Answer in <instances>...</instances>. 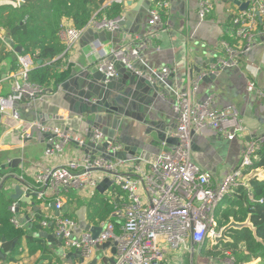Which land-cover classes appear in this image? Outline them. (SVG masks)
I'll use <instances>...</instances> for the list:
<instances>
[{"label":"built area","instance_id":"built-area-1","mask_svg":"<svg viewBox=\"0 0 264 264\" xmlns=\"http://www.w3.org/2000/svg\"><path fill=\"white\" fill-rule=\"evenodd\" d=\"M123 0H114L121 4ZM228 0H200L197 15L201 21L207 19L212 13L215 3H223ZM247 3L245 11H239L235 6L234 12L229 16L232 19L233 29L230 35L239 41L238 45L231 46L222 41L220 48L226 55L218 59L217 64L222 68L234 67L239 64L242 54L248 51L255 40L261 34L264 35V0H238ZM171 0H164L149 10L150 27H161L160 11L169 9ZM229 4V3H226ZM231 5V4H229ZM120 18L113 20L90 21L88 30L95 33L101 31L113 32L119 29ZM261 26V31L257 30ZM86 29L75 30L65 27L60 32V38L65 50L69 51L76 45ZM98 54L103 51L101 44L95 43ZM101 56L97 69L106 79L117 77L116 68L109 57H113L125 68L131 70L139 77L153 82L169 80L171 70L162 68L145 72L133 68V60L139 58V49L135 47L117 48L105 50ZM18 70L13 75L12 93L6 98H0V113L11 110L10 118L20 121L16 110H13L14 102L28 99L30 104L44 99L46 91L28 82V74L36 66L29 55L23 52L17 57ZM215 67V66H214ZM210 73H215L211 69ZM199 75L198 79H202ZM198 79L193 82H198ZM198 83L191 89L176 90L171 88L173 96L172 111L176 117V127L171 137L176 140V145L168 146L162 143L163 149L157 155L155 162H146L139 159L131 161L135 166L133 172L127 175L118 173V169L128 161L105 160L101 156H85L80 159L70 160L64 165L53 167L39 174L34 179V185H21L24 193H35L36 198L46 195L56 197L53 202L56 211H61L63 203L58 196L59 191L70 189L87 190L90 197L96 192L97 184L108 177L112 186L119 187L126 194L128 203L123 211H116L113 216L123 220L119 234H115V226L111 222L101 224L103 231L97 239L93 240L88 234H77L75 228L77 222L59 217L45 218L41 223L43 228L53 226L54 236L62 237V249L64 251L79 250L85 263L92 261L93 250L96 245H102L108 241L115 243V255L113 264H161L167 250L173 252H190L189 264H236L230 253H225V258H203L200 251L214 249L215 240L220 236L221 229L217 228L216 211L220 204L231 196L233 190L242 185L248 186L245 180L246 169L253 166L255 159L264 144V134L256 136L244 146L241 152L240 165L237 169L227 174L217 182L212 175L201 170L191 158V138L193 134H199L203 129L209 128L227 141L235 140L244 135L245 127L238 112L233 107L224 109L213 108V99L208 98L203 102L192 101L193 93L197 90ZM247 92L255 93L264 98L252 81L247 82ZM36 130L39 134H52L56 140L44 151L46 157L61 153L63 146L74 142L78 148H85L87 142L78 137H70L57 127L46 126L38 120L26 122L20 128V140L26 143L31 140V132ZM93 145H101L106 141L105 135L95 129L88 140ZM122 146L117 143H109L106 154H114ZM244 172V173H243ZM5 176L0 177V183ZM22 182V180H19ZM20 184V183H19ZM111 186V187H112ZM13 192V189H12ZM12 194V193H11ZM6 196V194H5ZM10 196V195H9ZM18 201L10 207V212L18 213ZM260 203H262L260 201ZM13 219L16 227H21L20 219ZM79 264V263H78ZM109 264V263H104Z\"/></svg>","mask_w":264,"mask_h":264},{"label":"crops","instance_id":"crops-1","mask_svg":"<svg viewBox=\"0 0 264 264\" xmlns=\"http://www.w3.org/2000/svg\"><path fill=\"white\" fill-rule=\"evenodd\" d=\"M178 1V3L176 0L175 2L173 1V3L170 2L169 9L161 12L162 26L159 28H152L149 26L148 21L149 10L153 6L151 5L153 0H123L122 3L119 4L123 7V15L130 11L134 13L138 8L143 7V11L141 12V14H143V21H141L140 24H136L134 21L132 22L134 25L131 24L132 33L126 32L112 35V39L116 40L115 43L111 42L110 37L107 40L103 39L99 41L97 34L93 30H87L73 48L69 51H64L58 57L61 62L57 72L59 75L62 74L65 78L67 77L65 79L67 80L68 77H72L77 71L84 70L86 66H95L97 68L101 56H104L106 53V49H128L130 47H135L139 49V58L133 60L132 63L137 66L138 71L145 72L148 70L168 68L171 70L169 76L170 86L180 91L191 89L195 83H198L197 90L193 93L192 101L194 103L203 102L208 98H212L214 102L212 107L215 109L233 107L237 112L242 108L246 112L249 109V104L248 101L244 100V96L246 93L249 97L254 94L256 98L252 110L258 118L255 117L250 119L246 116L239 115L245 127L244 135L235 140L228 141H235L240 147L238 162L240 161L242 149L250 139L264 134V98L259 97L255 93L247 92V82L250 80L255 84L256 89L264 94V35L261 34L255 38L250 49L239 58V64L237 66L223 69L215 79L200 80L195 72L193 76L190 77L187 74L188 64L192 63L193 65L201 66L204 65L205 61L209 58H215L217 61L220 58L226 57L220 48V43L225 39L231 40V35L228 32V23L229 16L234 12V8L229 4L215 3L210 16L204 21H201L197 15V8L200 0ZM112 3H114V0H106L104 7ZM4 5L13 4L8 1H0V6ZM103 19H105V17L101 15L99 19L95 18L93 20L99 21ZM6 38L5 32L0 30V41L4 43V45L0 44V55L5 56L0 62V98H6L12 93L14 84L12 77L16 73V70H18V62L16 61L14 66L11 60L14 48H11L5 42ZM95 43H99L103 46L101 54L95 51L94 47L97 46ZM16 46L17 45L14 44V47ZM58 58H56V60ZM197 79L198 82L193 84ZM66 94V89L60 90L57 86L53 85L49 87L43 100L30 104L28 99H25V102L21 101L13 105L12 109L17 111L20 118L18 122L10 118L11 110H6V113H0V166H5V168L2 169L5 171L4 176L6 177L4 178L5 184L2 186V190L7 198L11 195L12 189L19 185L18 180L20 179L28 185H34L35 177L48 169L64 165L70 160L80 159L85 156L98 157L96 151L78 148L72 141L63 146L61 153H54V155L46 157L44 151L56 139H43L41 141L39 139V133L33 135L31 140L26 143L21 142L20 128L22 124L36 120L46 126L57 127L65 134L64 128L70 123L72 127L67 132V135L72 138L78 137L87 142L86 135L88 134V128L87 126L80 129L75 127L77 120L66 110L67 104L64 101V97L67 96ZM173 100L171 92L170 96L168 95L165 100H159L161 119L170 125L172 129V132L168 133L169 137L176 127V117L172 111ZM260 120L263 121L261 122ZM75 129L78 130L75 131ZM151 129V132L154 133L155 128L153 127ZM94 130L95 129L92 131ZM127 132L128 131L125 133L118 131L114 138L117 140L119 137H122L126 144L132 146L137 142H135L134 138ZM153 136L154 135L151 134L149 137L151 138ZM220 140L225 139L209 128L203 129L199 134H193L191 138L192 161L198 165L201 170L209 172L217 182L221 181L237 166V162L230 165V159L227 153L214 145L215 142ZM149 141L147 135H142L140 140H138L139 143L142 142L143 145L147 147L148 154L158 155L163 147L161 145L160 147H149L147 146ZM14 162L15 166L12 165ZM133 166H135L134 163L126 162L118 169V173L127 175L133 172L131 177H134L135 172L132 168ZM246 175L245 180L248 182L254 178L262 180L264 178V171L252 170ZM1 185L2 183H0V186ZM117 189L122 195V198H127L126 194L122 192L119 187H117ZM70 190L79 192L77 200H81L87 205L95 196L92 195V197H90L91 195H89L87 190ZM110 190L111 187L105 193L108 198ZM96 193L98 192L96 191ZM68 195H70L69 190L65 191L61 189L58 193L63 207L67 205V213L74 217V211L80 206L69 204L71 198L68 197ZM44 198L45 199H32L33 205L39 208L37 212L44 218L56 217L55 211L48 208V205L53 203L56 197L53 195H46ZM46 200L47 202H45ZM121 205H123V203ZM26 208L28 214H31V211L34 212L31 205H28V207L26 206ZM86 208L87 216L89 209L87 206ZM123 209L124 207L119 211H123ZM20 215L23 216V214ZM22 216L19 218L21 227L22 225H27L33 218V216H30V219L28 218L26 220ZM112 218L115 224V234H119L123 220L117 217L115 218L114 216H112ZM88 220L87 216V221ZM90 222L89 224L92 225ZM46 233L52 234L53 228H48ZM51 248L54 252L56 251L55 247ZM21 249L23 251L19 257V264L43 263V261L38 262L40 253L29 256L25 249L24 241L22 242ZM65 253H67V251H65ZM55 255L58 258L53 260V264L79 263L77 258L64 259L63 257H59L56 253ZM182 255L183 253L181 252L177 253V251L173 252L167 250L161 264H181L179 257ZM92 257V260L100 257L106 261V259L112 258V255L109 250H93ZM102 262L104 261H100L99 264H104ZM0 264H2L1 261Z\"/></svg>","mask_w":264,"mask_h":264},{"label":"trees","instance_id":"trees-1","mask_svg":"<svg viewBox=\"0 0 264 264\" xmlns=\"http://www.w3.org/2000/svg\"><path fill=\"white\" fill-rule=\"evenodd\" d=\"M0 1L13 4L0 6V30L5 32L15 45L21 47L23 54L29 55L35 64L41 61V65H36L29 72L28 82L46 92L49 87L57 86L67 78L57 72L61 62L58 57L64 52V44L60 38L61 30L65 27L88 30L90 21L99 19L101 15H104L107 20L123 15L122 5L112 3L104 7L106 0H23L22 5L18 4L20 0ZM163 1L153 0L151 5L156 6ZM232 19L233 17L228 23L229 33L233 29ZM257 30L261 31V26L257 25ZM230 38L231 40L223 41L231 46L239 44L237 39ZM0 44L4 45L1 41ZM4 57L0 55V62ZM15 63L12 64L15 66ZM252 170L264 171V144L253 166L243 173L246 174ZM4 175L5 171L0 167V177ZM4 184L5 182L2 186ZM109 193L108 198L106 194L99 195L95 192V196L88 205L81 200L78 201L80 207L85 205L88 207V221H91L90 223L94 226H100L105 222L114 224L113 214L128 203L127 198H122L117 187L112 186ZM13 203L14 201L7 198L0 188V249L2 253L7 254L6 263H20L19 257L23 251L21 245L24 241L29 256L40 253L38 262L53 264V260L58 257L46 240L38 236L39 233L47 232V229L53 226L43 228L41 223L45 221V218L39 212L31 211V214H28L26 208L28 205L25 203L17 202L19 210L13 215L10 212ZM16 216L18 218L22 216L24 219H30V216L33 218L27 225L16 227L12 223L13 219H17ZM60 218L76 221L75 217L69 213H62ZM215 219L218 229H223L230 222L243 224L248 221L253 231L248 228L230 229L225 235L227 242L217 243L214 249L201 250V257L223 259L225 253H230L236 264H248L254 260H260L259 264H264V178L262 180L254 178L248 182V186L236 187L231 196L225 198L223 204L217 209ZM53 234L54 229L51 235Z\"/></svg>","mask_w":264,"mask_h":264},{"label":"water","instance_id":"water-1","mask_svg":"<svg viewBox=\"0 0 264 264\" xmlns=\"http://www.w3.org/2000/svg\"><path fill=\"white\" fill-rule=\"evenodd\" d=\"M175 0H171L173 3ZM177 3L179 2L176 0ZM224 4L229 3L239 9V11H245L248 7L247 3H241L238 0H228L224 1ZM23 4V0L19 1V5ZM179 5V4H178ZM142 8H138L134 13L133 11L125 13V15L120 16V22L118 23L119 29L113 32L101 31L96 33L99 41L103 39H108L112 43L116 40L112 39V35L121 33H132L131 24L134 21L136 24H140L143 21L141 12ZM133 25V24H132ZM134 26V25H133ZM5 42L14 48V53L12 55V62L17 61L18 55L22 53V49L19 46L14 47V43L9 37L6 38ZM221 59V58H220ZM109 60L113 61L116 68L117 77L114 79H106L105 76L95 67L86 66L84 70H79L72 77H68L67 80H63L59 85H57L60 90H67V96L64 97V101L67 104V112L76 119V128H84L87 126L88 134L86 135L87 143L84 146L86 150H94L98 153L97 156H101L105 160H120V161H134L139 159L146 162H155L157 160V155H150L147 152V147L143 143H139L138 140L142 135H147L150 140L149 147H160L162 143L168 146L176 145V140L173 137H169L168 133L172 132L170 125L161 119V108L159 105V100L170 96L171 86L169 80L164 83L153 81L150 82L143 77H139L134 74L131 70L125 68L121 63L117 62L113 57H109ZM218 61L215 58H209L205 61L204 65L198 66L188 64L187 74L192 77L194 72L199 75H204L202 80L215 79L224 68L216 65ZM37 65H41V61L37 62ZM215 66V67H214ZM133 68L137 69L136 65ZM215 69V73L211 74L210 70ZM25 97L21 101L25 102ZM19 101V102H21ZM14 102L13 105L19 103ZM167 102V101H165ZM70 123L64 128L67 133L71 129ZM155 128V132H151V128ZM97 129L101 131L106 138V141L101 145H93L88 140L92 136V130ZM78 129H75V131ZM118 131L129 133L134 141L137 142L132 146L126 144V142L119 137L116 140L114 136ZM153 134V137H149ZM56 136L52 134H39V139L53 140ZM120 142V143H118ZM109 143H117L122 145V147L116 151L114 154H106V148ZM149 150V149H148ZM10 165V164H9ZM8 165V166H9ZM15 166V162L12 163ZM4 169L5 166H0ZM19 185L13 188L12 194L9 199L12 201H18L20 203H25L31 205L34 212L39 210L38 207L33 205L32 199L36 198L35 193H24L21 185H25L23 182L18 180ZM112 186V181L105 177L102 179L96 187V191L100 195H104L108 189ZM2 188V185L0 186ZM48 208L55 211L56 217H59L62 213H67L68 206L64 205L61 211L55 210L54 203H50ZM19 209L17 208V211ZM87 208L86 206H81L74 211V217L77 221V227L75 232L77 234H88L93 240L97 239L102 233L103 229L101 226H94L89 224L86 216ZM26 220L28 218H25ZM243 228H248L253 231L252 226L249 222L243 224H238L230 222L226 227L221 229L220 236L216 238L215 243L227 242L226 232L230 229L240 230ZM39 237L46 240L49 246L55 247V253L59 257L64 259L77 258L79 264H99L102 263L113 264L114 259H102L97 257L93 259L90 263H85L82 256V252L79 250L75 251H65L62 249V237L56 238L54 235L48 234L46 232H41L38 234ZM116 244L110 241L103 243L102 245L97 244L95 247L98 251L109 250L111 255H115ZM7 254L2 253L0 249V261L2 264L6 263Z\"/></svg>","mask_w":264,"mask_h":264},{"label":"rangeland","instance_id":"rangeland-1","mask_svg":"<svg viewBox=\"0 0 264 264\" xmlns=\"http://www.w3.org/2000/svg\"><path fill=\"white\" fill-rule=\"evenodd\" d=\"M255 98L256 97L254 94H252L250 97L248 96L247 93L245 94L244 100L248 101L249 109L246 112L244 111L243 108L241 110H239L238 112H239L240 116H246L247 118H250V119H253L255 117L258 118V116L252 110V106L255 104ZM260 121L262 122L263 120H260ZM36 133H38V132L34 129L32 132V136L35 135ZM214 145L216 147L221 148L223 150V152L225 151V153H227V155L230 159V165H233L235 162H237L240 147L237 145V143L235 141L228 142L225 140H220V141L215 142ZM239 163H240V161L237 162V166L234 169H236L238 167ZM69 194L70 195H68V197L71 198V200L69 201V204H74L75 206L80 205V203L78 202L79 200H77L79 192H77L75 190H69ZM94 195H95V192H94ZM222 204H223V202L220 205H222ZM181 253H183V255L179 257L180 263L181 264H189L190 252H181ZM259 262H260V260H254L248 264H259Z\"/></svg>","mask_w":264,"mask_h":264}]
</instances>
